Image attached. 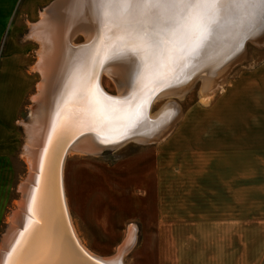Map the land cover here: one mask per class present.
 <instances>
[{"label":"rangeland","instance_id":"1","mask_svg":"<svg viewBox=\"0 0 264 264\" xmlns=\"http://www.w3.org/2000/svg\"><path fill=\"white\" fill-rule=\"evenodd\" d=\"M58 2H6L8 21L0 52L9 49L8 70L20 73L28 82L14 159L16 201L21 197L18 186L28 176L21 157L27 139L24 123L36 120L31 96L41 81L39 73L32 72L41 46L30 35L45 11L54 9L48 14L54 15ZM73 34V46L86 44L85 29L75 28ZM220 34L207 45L208 49L217 47L211 49L212 56L202 51L192 72L187 75L186 68H180L165 88L155 89L141 102H147L140 110L145 117L156 118L173 106L175 114L164 120L165 124L150 125L139 138L143 141L127 140L97 155H66L63 179L71 220L78 239L98 258H115L132 228L134 243L122 257V264H264V159H242L238 152L239 141L248 140L264 154V30L257 27L244 39L238 38L234 29ZM111 63L100 81L107 93L119 96L131 89L128 84L135 71L128 68L117 77L110 67L121 62ZM256 74L262 80L254 78ZM226 92L232 97L224 101ZM238 95L252 100L242 107V116L237 108ZM203 96L208 100L203 102ZM250 118L256 128H246ZM224 148L232 152L225 154ZM87 171L97 176L91 178ZM85 190L96 200L85 199L86 214L82 215ZM13 206L14 202L6 218L11 217ZM0 226L1 244L9 225L5 222ZM98 234L106 240L103 242Z\"/></svg>","mask_w":264,"mask_h":264},{"label":"bare ground","instance_id":"2","mask_svg":"<svg viewBox=\"0 0 264 264\" xmlns=\"http://www.w3.org/2000/svg\"><path fill=\"white\" fill-rule=\"evenodd\" d=\"M57 6L58 10L54 11L51 19L44 14L41 16L38 28L41 32L32 33L41 46L32 71L41 77L37 94L33 97L36 103L33 118L36 120L25 125L27 139L22 157L28 167V176L19 186L21 197L8 219V229L1 238L0 264H92L84 261L81 253L93 264H122V257L134 243L132 228L128 229L124 246L121 245L119 253L111 260L90 253L78 239L62 178V175L65 176L63 165L66 155H97L102 149L117 148L127 140L143 141L139 138L144 135L145 129L150 125L158 127L160 123L165 124L163 121L175 112L172 106V109L168 108L156 118L145 117L146 114L140 110L146 101L141 102L155 89L165 88L180 68L191 71L198 56L191 61L170 62L167 66L158 58H150L143 52L130 51L133 55L117 57L111 62L120 61L121 65L110 67L112 73L120 77L131 68L135 71V78L129 81L128 85L132 86L130 90L112 96L103 89L100 78L102 73L109 70L108 64H103L113 53L109 51L110 45L104 41L111 38L113 33L103 29L92 0L87 3L85 0H59ZM75 28H83L88 32L86 44L80 47L70 43ZM208 47L202 48L199 54L204 51L202 53H206L207 57L212 56L211 49L217 47ZM128 59H131L130 63L126 61ZM154 64L157 67H153ZM137 73L141 74L139 80L136 79ZM207 100L208 96H203L202 101ZM85 131L90 133L79 136ZM75 138V142L70 145ZM61 149L63 159L59 163L58 194L55 190L54 168Z\"/></svg>","mask_w":264,"mask_h":264},{"label":"snow or ice","instance_id":"3","mask_svg":"<svg viewBox=\"0 0 264 264\" xmlns=\"http://www.w3.org/2000/svg\"><path fill=\"white\" fill-rule=\"evenodd\" d=\"M92 3L103 29L113 33L104 41L110 45L111 53L121 48L126 52H143L163 61L164 66L195 59L223 30L234 29L240 39L247 38L257 27L264 30V0H92ZM140 78L137 73L136 79Z\"/></svg>","mask_w":264,"mask_h":264},{"label":"crops","instance_id":"4","mask_svg":"<svg viewBox=\"0 0 264 264\" xmlns=\"http://www.w3.org/2000/svg\"><path fill=\"white\" fill-rule=\"evenodd\" d=\"M7 1L8 0H0V46H1L2 37L7 29V21H8V5L6 3ZM11 1H14V0H11ZM33 1L34 0H29L30 3H32ZM51 11L49 10L45 11L44 15H46L48 18L51 19L52 15H48L49 12L51 13ZM39 23L35 25L32 24L33 26H36V28H34L35 30L32 28V30H34L33 32L35 31H37L38 33L41 32L40 30H38V28L40 29ZM32 33L30 35V39H33L34 41H36L33 38L34 36ZM8 53H9V49L8 50L5 49L3 54H1L0 52V225L6 222L7 226H8V217L10 215L9 214L8 217L6 218L7 210L13 204V202H14V206H13V209H14L15 204L17 202L16 199L14 200L15 193H16L14 189V184L16 181V168L14 167L16 166V160L14 161V159L16 158L17 152L19 149V144H20V139H21L20 126H21L22 116L24 112L23 100H24L26 91L28 90V88L26 87L27 85L26 83H28L27 80H25L23 76L20 75V73L19 74L10 73V71L8 70L7 68L8 62H9L7 59ZM257 77L260 80H262V76L257 75V74L254 75V78H257ZM242 81H243V78L240 76L239 82L241 83ZM230 93L231 92L227 94L226 92V94H224V97H223L224 101L232 97ZM36 94H37V91L31 96V102L33 104L32 107H34V105L36 104L33 101V97H35ZM251 101L252 100H246V97L238 95L237 108H238V113L240 116H242L244 113L242 111V107H245L247 105L249 106L251 104ZM229 111H231V108L229 109ZM24 124L27 125L26 123ZM256 127L257 125L254 126L253 124H251V118L248 119V123H246V128L252 129ZM24 129H25V126H24ZM25 134H26V130H25ZM26 137H27V134H26ZM238 150H239L238 151L239 154H241L242 159H248V158L252 159V156H255V159H258V160L264 159L263 157L264 154L262 153V151H257L258 150L257 146L254 147L248 140H246L245 143H243V141L240 140ZM223 151L225 154L227 153L230 154L232 152V150H230L229 148H224ZM81 171L82 170L79 168L78 172L80 173ZM87 174L90 175L91 178H95L97 176L94 171H87ZM62 178H63V175H62ZM83 184L81 181L80 186L82 187ZM19 186H18V193L21 196V193L19 192ZM71 197L72 195H70V198ZM87 197H89L90 199H87ZM81 198H82L81 201L83 200L82 201L83 209L81 213L82 215H85L86 214V208H85L86 201L87 202L88 200L89 202L95 201L96 196H93L88 191H86ZM66 199L68 202V208L70 210L68 194H67V185H66ZM89 207L91 206L89 205ZM11 212L12 211H10V213ZM100 231L102 232V229H100ZM97 233H98V230H97ZM97 236L103 242L104 240H106V237L102 234L100 235L98 234ZM134 238H135V233H134ZM95 246L98 249H102V251L104 250L101 244L99 243H95Z\"/></svg>","mask_w":264,"mask_h":264},{"label":"water","instance_id":"5","mask_svg":"<svg viewBox=\"0 0 264 264\" xmlns=\"http://www.w3.org/2000/svg\"><path fill=\"white\" fill-rule=\"evenodd\" d=\"M123 55H128V56H131V55H133L130 51H125L124 49H122V50H119V51H117V52H115V53H113V54H111V55H109V57L105 60V62H104V66H106L109 62H111L112 60H114V59H116L117 57H123ZM165 85V84H164ZM163 85V86H164ZM142 92V91H141ZM138 95H140V93L138 94ZM87 134V133H90V132H88V131H85V132H83V133H81L79 136H82V135H84V134ZM91 133H95V132H91ZM79 136H77V138L79 137ZM77 138H75L71 143H70V145L71 144H73L74 142H75V140L77 139ZM69 145V146H70ZM62 159H63V150L61 149V152L58 154V156H57V158H56V164H55V190H56V193H58L59 194V192H60V181H59V174H60V167H59V163H60V160L62 161ZM59 189V190H58ZM73 241V240H72ZM74 242V244H75V246H76V249H77V251L78 252H80L79 251V248H78V246H77V244L75 243V241H73ZM81 258L84 260V261H86V262H90V263H94V262H92L91 260H89L84 254L82 255V253H81ZM87 260H89V261H87Z\"/></svg>","mask_w":264,"mask_h":264}]
</instances>
